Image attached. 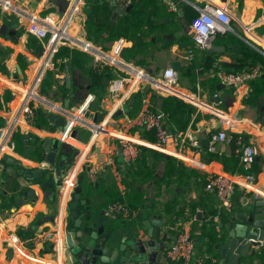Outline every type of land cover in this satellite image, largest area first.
Masks as SVG:
<instances>
[{"label": "crops", "instance_id": "1", "mask_svg": "<svg viewBox=\"0 0 264 264\" xmlns=\"http://www.w3.org/2000/svg\"><path fill=\"white\" fill-rule=\"evenodd\" d=\"M168 3L175 9L172 11L170 8L169 12L180 11L181 19L169 23L164 20V23L170 27H176V31L168 35L169 40L174 43L167 49L149 56L150 62H155L146 69L151 75L172 68L174 62H178L180 68L186 62L187 50L181 46V42L189 35L191 21L199 14V9L208 5L226 8L232 15V23L237 24L239 31L234 30L236 35H239L238 37L251 47L264 51V0H168ZM183 4L189 8L188 23L182 16ZM69 5L67 0H0V264H65L66 231L72 230L75 223L71 216V208L79 203L75 199L76 194L80 195L81 200L88 202V211L95 219L101 215L106 216L105 230L108 236L115 228L117 231L126 233L133 227L140 226L141 229L142 214L150 212L151 216L162 218L166 222L171 243L179 231L189 229L196 241L198 256H207V262L219 264V244L216 245L219 256L212 258V252L215 249L209 248V244L203 245L202 231L204 225H208L211 221L215 226L222 224L221 221L215 222L213 208L217 207L221 212L222 210L219 208L215 195L212 196L213 202L207 198L206 194L209 191L203 188L202 181L203 179L206 181L209 173L226 172L218 157L223 153L230 154V141L218 144L214 153L189 150L177 157L172 156L177 159L176 169L166 168L165 160L160 161L158 157L154 159L148 156L150 165L154 168L153 176L160 181L156 184L141 185L144 199L149 200L146 208L132 211L130 218L121 214L117 218L113 214L117 211L112 209L115 204H111L112 208L110 204L109 207L105 205V199L98 192L100 185L106 190L108 186L115 185L121 194H125L126 186L123 179L128 181L131 179L122 172V176L116 179L107 163L102 166L95 165L100 154L105 155L108 160V150L112 142L108 133L117 132L113 124L117 123L118 117L114 119L113 102H110L114 101L115 97L106 90L101 91L100 94L90 92L89 80L80 74L77 75L72 68L69 72L67 65L64 70H59L54 62V56L61 47L71 48L69 42L63 45L58 38L50 37L45 43L48 46L43 49L41 56L27 47L30 38L43 44L28 33L30 22L43 21L46 16L52 14L62 16L67 12ZM72 20L69 21L65 30L70 40L81 37L83 33L80 26L72 23ZM5 27L9 28L6 35L2 31ZM118 42L125 51L133 46L132 42L124 39ZM201 52L199 51L198 54L201 55ZM166 57L170 59L169 64H165ZM63 58H66L65 54ZM219 60L223 63L232 61L228 56H222ZM52 63L54 66H50ZM49 74L53 85L47 91H42V82L49 77ZM209 77L210 75H205L199 78L196 91L181 84L182 88L194 93L199 99V105L193 106L196 108V113L187 131L198 136L200 141L208 140L213 133L223 132L229 136L231 132L246 133L250 136L249 143L254 144L259 151L256 159L257 180L252 191H247L245 180L240 175L230 173L237 182V187L228 234L239 222L237 215L246 212L252 195L256 194L264 199V118L258 106L245 107L242 102V96L250 91V82L241 88V96L237 99L232 98L225 90L215 91L209 86L200 84V81ZM68 81L71 82V88L72 86L76 88L75 93L82 91V96L80 100L78 99L81 103H77L72 92L60 90V85L68 86ZM6 91L10 93L8 100L4 98ZM216 92L220 94L221 103L214 99ZM28 93L37 94L40 100L34 99L31 104L41 106L50 112L54 119L61 115L55 112L53 107L63 110L81 108L74 115L80 120L69 137H64L54 122L48 128H39L33 125V122L26 121L22 108ZM89 95H92V98L89 99ZM131 97L125 103V106L129 108V114L132 108ZM69 99L70 106L67 108ZM104 103L108 104L106 108L103 106ZM198 115L200 119H197ZM194 121L196 122L193 127ZM229 123H233L234 126H230ZM16 133L22 135V145L19 141L13 140ZM133 134L135 138L150 143L142 137L140 130H135ZM25 135L29 137L31 151L36 149V144L40 141L60 140L66 145L69 167L58 192L46 191L38 182H27L21 175L11 174V168L19 171L21 169L19 165L13 167L9 164L8 161L11 159L32 169L39 167V162L24 159L23 154L27 148ZM12 142L16 145V151L10 149ZM93 173L96 174V181L90 178ZM165 174L167 176L163 180ZM46 180H49V176ZM68 181H72L75 185L73 189L68 187ZM154 189L158 190L156 195L153 194ZM148 203L151 205L149 206ZM135 212L136 218L132 219ZM198 213H201L200 219ZM229 227V225L226 226V228ZM41 231L43 232L39 233ZM220 234L223 235L222 232ZM220 234L217 233V237ZM51 235H54L56 242L54 252L49 249L48 242L43 243L42 247L40 243ZM89 235L90 232L84 237L89 239ZM140 235L145 236L142 229ZM207 240L204 239V242L206 243ZM20 245L39 263L22 258L17 250ZM256 251L255 257L241 258L240 264H264V246Z\"/></svg>", "mask_w": 264, "mask_h": 264}, {"label": "trees", "instance_id": "2", "mask_svg": "<svg viewBox=\"0 0 264 264\" xmlns=\"http://www.w3.org/2000/svg\"><path fill=\"white\" fill-rule=\"evenodd\" d=\"M170 8L171 5L168 3V0H132L130 11L120 15L116 20H114L112 0H85L81 16L82 31L84 33L83 36L86 40L102 45L105 51L110 50L112 44L121 39L128 42L132 41L133 46L125 51L124 60L127 63L148 69L155 63L150 62L149 56L151 54H156V52H160L163 49H167L174 43V41L169 40L168 35L170 33H174L176 31V27H170L164 23V20L169 23L176 19L180 20L181 17L180 11L169 12ZM188 10V6L183 4L182 16L186 19L187 23ZM236 26V23H232L233 29L235 31H239ZM181 46L187 50V53L189 50L195 48L193 38L190 34L183 38ZM230 46L233 48L238 46V49L236 51L230 50ZM27 47L34 50L38 56L43 54V45L39 44L38 41L33 38L28 39ZM221 47L226 48V50L224 52H219L218 49ZM213 48V51H202L200 53L201 55L198 54L201 50H195L192 58L187 57L185 59L186 62L182 64L178 74L180 83L196 91L197 83L200 80L199 78L205 75H210L209 70L213 67L214 63L217 62L220 57L228 56L232 61L230 63H223L222 67L229 75H252L254 73H261L259 77L250 80V91L245 95L242 102L245 107L258 106L260 113L264 118L263 53L248 45L234 32L217 35L213 43ZM63 54L66 55V58H63ZM68 60L71 62L72 71L89 80V86L91 87L90 92L100 94L101 91L108 89L111 80L115 78L114 73H96L92 66V59L88 54L76 48L71 49L69 47H61L54 56V62L59 70H64L66 68V61ZM162 73L152 76H159ZM200 84L209 86L215 91L225 90L232 98H235V88L226 87L220 82L217 76H210L209 78L200 81ZM52 85L53 82L51 81L49 74V77L43 80L41 90L47 91ZM60 90L63 92H72L73 98H75L76 88L74 86L69 89L66 84L60 85ZM148 91L149 89H146L142 93L134 94L131 97L130 103L132 108L129 114L130 117L137 116L141 111L143 100ZM9 97L10 93L9 91H6L4 98L8 100ZM79 100H77V103H81ZM34 105L32 104L35 111L33 125L39 128H48L50 124H52L53 117L51 113L44 110L41 106L38 107ZM151 110L153 112L163 111L167 115V126L169 130L174 133L186 132L189 129L193 116L196 113L195 107L188 105L175 97H163L155 93L151 97ZM197 119H200V115H198ZM196 121L193 122V127L195 126ZM140 133L146 141L152 144L157 142L154 132L141 130ZM231 136L230 154L226 155L223 153L218 157V160L222 163L226 172L232 174H245L246 172L244 171L241 160L236 155L235 151L238 148L237 141L241 139L244 144H249L250 136L246 133L233 132H231ZM13 140L19 141L22 145V135L17 133L14 134ZM209 140L210 138L206 141H201L202 146L205 149L204 151H207L206 146ZM44 143L45 141H40L36 144V149L34 151L32 149L31 160L39 163L43 162ZM148 156H151L154 159L155 157H158L160 161L165 160L166 168L169 167L168 169H176L175 166L178 165L176 161L177 159L172 156L164 155L154 149L144 146L140 147L139 158L126 169L120 168L122 173L126 174V176L131 179L129 181L123 179L126 186L125 194H121L115 185L108 186L107 190L100 185L98 192L101 193L102 197L105 199V205H124L128 208L130 214H132V211H139L140 209L147 207V202L149 200L144 199L143 187L141 185L156 184V182L158 183L160 181L157 177L153 176L154 168L150 165ZM251 172L256 174V162L254 163ZM166 176L167 174H165L162 179L165 180ZM38 183L41 182L38 181ZM91 186L94 187L93 185ZM202 186L206 189L207 181L204 179L202 181ZM90 189L91 191L93 190L91 187ZM157 192V189L153 190V194L155 193L156 195ZM206 195L211 202L214 201L212 198V196L215 195L214 192H208ZM112 205L110 208H112ZM82 208L83 207L78 203L77 209L79 210ZM117 213L122 215L123 211H117ZM213 216L220 217L222 222L221 232L223 233L221 238H225L227 232L231 228L232 214H228L224 211L221 212L217 207H214ZM225 225H229L230 227L226 228ZM202 233L203 245L209 244V248L212 250L215 249L212 252L213 254L211 257H218L219 251L216 250V245L219 243L221 238L218 239L216 226L212 223V221L208 225H204ZM204 239H208L206 243L204 242ZM208 252L210 253V251ZM206 264H210V262H206Z\"/></svg>", "mask_w": 264, "mask_h": 264}, {"label": "built area", "instance_id": "3", "mask_svg": "<svg viewBox=\"0 0 264 264\" xmlns=\"http://www.w3.org/2000/svg\"><path fill=\"white\" fill-rule=\"evenodd\" d=\"M67 1L70 5L66 13L62 16L59 14L48 15L40 22L33 20L28 26V33L41 41L43 48L48 46L45 43L50 37L58 38L63 45L69 42L71 48L79 49L91 57L92 66L96 73L115 74V78L111 80L106 90L107 93L115 97L114 101H110L113 102L112 109L114 113L112 115L115 114L114 119L118 117L119 121L117 132L113 133L110 131L108 133L112 142L108 150L107 166L110 167L115 178L118 179L122 176L120 168L126 169L139 158L140 147L142 146L176 157L179 154H185L189 150L204 151L205 149L201 141L192 132H171L167 126V115L163 111L153 112L151 110V97L154 93L163 97H175L191 106L197 107L199 105L198 97L194 93L182 88L178 72L170 67L165 69L161 75L152 76L145 68L127 63L121 57L124 49L119 42H116L110 50L105 51L86 40L83 35L77 39L70 40L65 34L66 27L83 3L82 0ZM115 1L119 7L124 9L129 8L132 2V0ZM171 9L175 11V9ZM228 32L235 31L232 27V15L226 8L208 5L203 9H199V14L192 19L190 24L189 34L193 38L195 48L188 51V58L194 56L195 50L209 51L213 47L216 36ZM222 64L221 60L215 62L209 70V74L212 77L217 76L226 87L235 88V98L237 99L241 96V88L249 83L250 80L261 75V73L229 75L223 69ZM50 66H54V63ZM146 89H149V91L143 100L142 109L137 116L130 117L129 114L116 116L119 111L124 110L125 103L131 95L142 93ZM244 97L245 95L242 96V100ZM88 98H92V95H89ZM34 99L40 100L37 94L34 93H28V98L24 99L22 109L28 123H32L35 118V111L31 104V101ZM214 99L221 103L219 92L214 94ZM53 110L66 119V125L61 132L64 137H69L80 120L75 118L74 115L81 108L75 107L72 110L70 108L63 110L53 107ZM229 125L234 126L233 123H229ZM135 130L154 132L157 142L155 144L146 143L140 138H135L133 134ZM231 140L232 136L226 133H213L210 136L206 150L214 153L218 144H225ZM237 146L238 148L235 153L240 158L246 172L245 174L238 175L245 180L247 191H252L251 189L255 186L257 177L251 170L256 162L259 151L254 144H244L241 139L237 141ZM170 148L175 151L173 152ZM10 149L16 151L14 142L11 143ZM120 157L123 158L122 162L118 161ZM90 178L92 181L97 180L95 173L91 174ZM206 181V190L215 193L219 208L231 214L234 209L233 200L237 187V182H235L233 175L224 171L212 172L207 175ZM67 185L68 187H72V189L75 187L72 181H68ZM112 209L113 211H123L122 215L126 218L131 217L128 208L124 205L116 204ZM136 214L135 212L132 215V219L136 218ZM220 221V217L216 216L215 222L219 223ZM221 230L222 224H217V233L220 234ZM218 238H221V234L218 235ZM17 250L22 258L39 263L21 245L18 246ZM167 255L168 264H206L208 260L207 256L196 255V241L189 229L179 231L169 245Z\"/></svg>", "mask_w": 264, "mask_h": 264}, {"label": "water", "instance_id": "4", "mask_svg": "<svg viewBox=\"0 0 264 264\" xmlns=\"http://www.w3.org/2000/svg\"><path fill=\"white\" fill-rule=\"evenodd\" d=\"M112 7L114 9V20L130 11V7L126 9L119 7L115 0H112ZM2 31L6 35L9 28L5 27ZM229 49L236 51L238 46L235 48L230 46ZM213 50L214 48L212 47L210 51ZM225 50L226 48L224 47L218 49L219 52H224ZM124 51L121 55L122 58H124ZM66 65L70 72V61H67ZM172 68L176 72H179L180 64L174 62ZM67 87L71 89L70 81H68ZM81 96L82 91H78L75 94L77 100ZM70 101V99L67 100V108L70 106ZM103 106L106 108L108 104L104 103ZM122 114H129L127 105L123 111L117 113L118 116ZM52 122L59 127L60 131L64 130L66 125L64 117L56 119L53 117ZM113 126L115 129H118L119 121L114 123ZM24 139L27 148L23 156L24 159L31 160L28 135H25ZM68 157L64 142L60 140H48L44 143L43 162L39 164L37 169L26 167L14 159H11L8 163L13 167L16 165L21 167L20 171L11 168L10 172L12 175H16L17 173L27 182L40 181L41 187L44 190L58 192L68 171ZM106 163V156L102 154L98 155L95 165L102 166ZM48 176L49 180H46ZM75 199L83 208L78 210V204L71 208V216L75 220V223L72 230L68 229L66 231L65 264H168L169 227L166 226V222L162 218L151 216L150 212L142 214L143 224L141 229L145 233L144 237L140 235V226L130 228L127 233L117 231L115 228L109 237L105 230L106 216L101 215L95 219L93 214H90L88 211V202L81 200L79 194L75 195ZM148 205L150 206L151 204L148 203ZM113 214L117 218L120 216L116 212ZM198 217L199 219L201 218V213H198ZM237 219H239V222L218 243L220 246L219 264H240L241 258L247 256L251 258L255 257L257 255L256 250L264 246V199L256 194L252 195L246 212L237 215ZM74 232L76 233L75 236ZM88 232H90L89 239H86L84 235ZM47 242L50 244L49 249L54 252V246H56L54 235L42 240L40 242L42 243L41 247L43 243Z\"/></svg>", "mask_w": 264, "mask_h": 264}, {"label": "rangeland", "instance_id": "5", "mask_svg": "<svg viewBox=\"0 0 264 264\" xmlns=\"http://www.w3.org/2000/svg\"><path fill=\"white\" fill-rule=\"evenodd\" d=\"M82 3H83V5L81 6V7H79L78 8V12L77 13H75V15L73 16V20H72V23L74 22V24L76 25V24H78L79 26H80V28H81V32H83L82 31V11H83V7H84V5H85V0H82ZM82 35H84V33H82ZM89 41V40H88ZM89 42H91V41H89ZM118 42V41H117ZM130 42V41H129ZM132 42V41H131ZM91 43H93V42H91ZM133 43V42H132ZM93 44H95V43H93ZM96 46H98V47H100V48H102L103 49V46L102 45H99V44H95ZM114 45V44H113ZM112 45V46H113ZM112 46H111V48H112ZM110 48V49H111ZM72 49V48H71ZM104 50V49H103ZM260 50V52H262L263 53V55H264V52H263V50H261V49H259ZM81 51V50H80ZM169 62H170V59L168 58V57H166V61H165V64H169ZM110 131V130H109ZM122 160H123V158L122 157H120V159H119V161H121L122 162ZM196 255H198L197 254V250H196Z\"/></svg>", "mask_w": 264, "mask_h": 264}, {"label": "flooded vegetation", "instance_id": "6", "mask_svg": "<svg viewBox=\"0 0 264 264\" xmlns=\"http://www.w3.org/2000/svg\"><path fill=\"white\" fill-rule=\"evenodd\" d=\"M169 236H170V234H169ZM170 243H171V241H170Z\"/></svg>", "mask_w": 264, "mask_h": 264}]
</instances>
